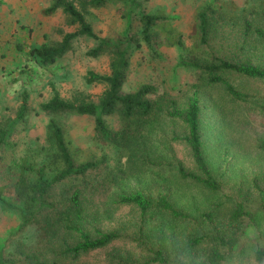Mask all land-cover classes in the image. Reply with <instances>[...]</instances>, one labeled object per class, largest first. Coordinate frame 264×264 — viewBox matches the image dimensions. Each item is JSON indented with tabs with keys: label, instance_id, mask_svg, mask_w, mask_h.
I'll list each match as a JSON object with an SVG mask.
<instances>
[{
	"label": "rangeland",
	"instance_id": "1",
	"mask_svg": "<svg viewBox=\"0 0 264 264\" xmlns=\"http://www.w3.org/2000/svg\"><path fill=\"white\" fill-rule=\"evenodd\" d=\"M212 1L223 6L227 21L209 44H203L198 12ZM51 3L0 0V128L11 127L0 145V264H35L36 260L47 264H148L152 256L149 248H157L164 237L171 241L173 234H187L189 228L162 210L142 215L132 206H118L114 201L119 193L141 189L154 197L167 194L195 220L200 212L211 209L213 202L240 199L243 193L252 192L253 179L264 175V149L259 145L264 139V82L227 74L237 89L248 94L247 99H236L222 83L210 82L200 69L180 64L182 58L201 55L250 56L264 62V0H136L134 4L131 0H112L102 7H90L87 18L98 35L115 43L132 37L141 42L133 45L125 91L152 83L158 94L173 98L183 107L198 88L205 151L222 188L209 192L178 173L179 162L194 167L189 148L175 139L186 131L180 120L165 115L155 119L148 128L151 138L147 152L137 156L134 168L124 176L117 171L128 169L129 151L101 142L93 116L57 114L75 158L86 161L105 156L110 173L117 172L118 179L111 188H102L95 195L96 205L101 207L96 224L102 231L121 233V237L77 259L62 255L57 245L74 243L72 234L62 232L60 241L48 242L38 225L21 229V183L37 180L31 167L46 164L47 176L57 169L49 163L53 147L47 126L51 115L41 110V103L52 97L54 89L65 98L81 91L98 100L107 84L88 82L87 77L90 71L109 74L111 55H90L98 40L82 35L63 58L53 65H41L29 50L43 43H57L65 32L76 29L61 9L52 15L43 13ZM144 11L167 16L153 27L151 44L143 37L140 16ZM246 19L262 34L253 30L244 42ZM24 92L30 94L31 111L17 122ZM107 121L114 129L123 124L118 113L109 115ZM248 209L253 219L225 264H259L254 253L264 248V206L255 190ZM89 228L93 231V226Z\"/></svg>",
	"mask_w": 264,
	"mask_h": 264
},
{
	"label": "trees",
	"instance_id": "2",
	"mask_svg": "<svg viewBox=\"0 0 264 264\" xmlns=\"http://www.w3.org/2000/svg\"><path fill=\"white\" fill-rule=\"evenodd\" d=\"M110 1L112 0H52L43 13L52 15L61 9L67 16V22L75 25L76 29L65 32L57 43H43L29 50L30 55L41 65H53L71 50L76 38L86 35L98 40L97 46L89 50L90 55L99 56L107 52L111 55L109 74L90 71L87 77L88 82L107 84L98 100L81 91L71 98H65L54 89L52 97L41 103V110L51 115L47 126L49 141L53 147L49 163L57 169L47 176L46 164L40 168L31 167L37 173V180H24L21 183V229L30 224L38 225L44 234L43 238L48 242L59 240L62 232L72 234L74 243L63 241L57 245L62 255L73 259L104 248L121 237V233L117 231H102L97 226L101 207L96 205L95 195L102 188H111L117 183V172L127 176L129 171H132L135 159L139 154H145L150 144L149 125L162 115L180 120L186 127L185 134L176 136L175 139L189 148L194 167L190 169L179 162L180 176L201 185L209 192L217 193L222 188V182L217 178L205 151L198 88L183 107L173 98L158 94L157 87L152 83H145L135 91L124 90L131 68L133 45H140V40L132 37L117 43L112 42L98 35L87 18L90 7H102ZM131 3H136V0H131ZM140 19L144 25L143 37L151 44L153 27L166 20L167 16L144 11ZM226 19L227 14L221 4L212 1L203 6L198 12L201 42L209 44L224 26ZM253 30L262 34L260 29L254 28L250 19H246L244 42H247ZM180 64L200 69L210 82L222 83L236 99H247L248 94L237 89L227 78V74H237L264 82V62L256 61L250 56L225 58L201 55L189 59L182 58ZM29 98L30 94L24 92L15 121L23 120L30 113ZM60 113L93 116L96 136L101 142L129 151L128 169L121 167L117 172L110 173L105 156L100 160L78 161L71 151L63 126L55 117ZM115 113H118L123 121L119 129L110 127L107 121V117ZM10 128H0V145L5 143ZM259 145L264 149V139L260 140ZM253 190L260 195L264 206V175L253 179ZM253 190L243 193L240 199L213 202L212 208L200 212L195 220L192 215L179 209L167 194L154 197L137 189L129 193H119L114 203L118 206H132L142 215L153 209L162 210L189 228L187 234H173L169 236L171 241L164 237L157 248H149L152 256L148 264H225L249 226L250 219H253L252 212L248 209ZM92 226L93 231L89 228ZM254 254L257 263L263 264L264 248L256 250ZM35 264L47 263L36 260Z\"/></svg>",
	"mask_w": 264,
	"mask_h": 264
}]
</instances>
